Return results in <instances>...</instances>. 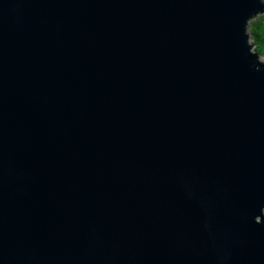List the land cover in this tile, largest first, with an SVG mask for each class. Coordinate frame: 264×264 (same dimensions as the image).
Wrapping results in <instances>:
<instances>
[{
  "label": "water",
  "instance_id": "obj_1",
  "mask_svg": "<svg viewBox=\"0 0 264 264\" xmlns=\"http://www.w3.org/2000/svg\"><path fill=\"white\" fill-rule=\"evenodd\" d=\"M259 14L0 0V264H264Z\"/></svg>",
  "mask_w": 264,
  "mask_h": 264
},
{
  "label": "trees",
  "instance_id": "obj_2",
  "mask_svg": "<svg viewBox=\"0 0 264 264\" xmlns=\"http://www.w3.org/2000/svg\"><path fill=\"white\" fill-rule=\"evenodd\" d=\"M252 50L260 56H264V14L252 18L248 27Z\"/></svg>",
  "mask_w": 264,
  "mask_h": 264
},
{
  "label": "rangeland",
  "instance_id": "obj_3",
  "mask_svg": "<svg viewBox=\"0 0 264 264\" xmlns=\"http://www.w3.org/2000/svg\"><path fill=\"white\" fill-rule=\"evenodd\" d=\"M261 59H264V57L262 56Z\"/></svg>",
  "mask_w": 264,
  "mask_h": 264
}]
</instances>
